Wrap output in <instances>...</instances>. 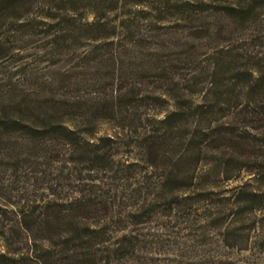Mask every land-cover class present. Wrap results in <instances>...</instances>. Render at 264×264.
I'll use <instances>...</instances> for the list:
<instances>
[{
	"label": "rangeland",
	"instance_id": "374dc122",
	"mask_svg": "<svg viewBox=\"0 0 264 264\" xmlns=\"http://www.w3.org/2000/svg\"><path fill=\"white\" fill-rule=\"evenodd\" d=\"M13 119L114 138L110 168L39 158ZM82 197L111 264H264V0H0V254Z\"/></svg>",
	"mask_w": 264,
	"mask_h": 264
},
{
	"label": "trees",
	"instance_id": "16d2710c",
	"mask_svg": "<svg viewBox=\"0 0 264 264\" xmlns=\"http://www.w3.org/2000/svg\"><path fill=\"white\" fill-rule=\"evenodd\" d=\"M227 8L233 7L228 6ZM204 106L200 104L199 108L204 109ZM208 111L210 109H204L202 113L207 114ZM171 116L170 113L161 121L167 122ZM18 125L27 128V133L31 136L37 135L39 138V135H50L52 140L43 141L42 139L37 143L30 138L27 141L28 149H36L38 157L50 163H59L58 156L60 157L63 151V155L69 157L67 163L74 165V170L79 176L83 172L87 173L86 177L88 178L83 177V179H91L92 173L106 171L113 161L116 141L112 137H99L91 141L85 138V135H90L91 132L76 131L75 128L63 123L46 122L40 126L24 124L14 119L5 122V126L8 128ZM216 137L214 139V137L206 135L200 141L206 144V142L219 140L226 136ZM56 141L62 143L63 150L62 147L58 148ZM54 191L52 189L50 195L54 196ZM82 198L81 200L74 198L67 202H58L54 199L43 202L41 205L43 210L38 211L34 221L23 225L31 234V237L27 238L30 240L28 246H33L30 247L31 253L26 255L16 254V252L0 254V264H111V252L106 246L109 238L106 228L101 224L104 219L101 220L97 215L96 220L93 219L92 222H89L91 215L103 212L106 206L100 201L92 202V200ZM37 207H39L37 204L32 205L30 213L34 215ZM117 248L123 257L133 253V250H127V247Z\"/></svg>",
	"mask_w": 264,
	"mask_h": 264
}]
</instances>
